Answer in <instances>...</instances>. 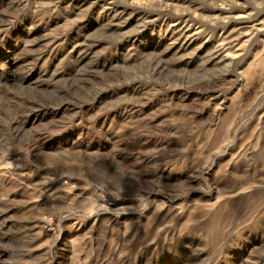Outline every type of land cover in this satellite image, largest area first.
Returning <instances> with one entry per match:
<instances>
[{
  "label": "rangeland",
  "instance_id": "374dc122",
  "mask_svg": "<svg viewBox=\"0 0 264 264\" xmlns=\"http://www.w3.org/2000/svg\"><path fill=\"white\" fill-rule=\"evenodd\" d=\"M0 264H264V0H0Z\"/></svg>",
  "mask_w": 264,
  "mask_h": 264
},
{
  "label": "bare ground",
  "instance_id": "6f19581e",
  "mask_svg": "<svg viewBox=\"0 0 264 264\" xmlns=\"http://www.w3.org/2000/svg\"><path fill=\"white\" fill-rule=\"evenodd\" d=\"M235 23H236V22H235ZM227 48H228V47H227ZM215 52H216V51H215ZM224 53H226V52H224ZM227 53H228V52H227ZM229 53H230V52H229ZM220 57H222L223 61L226 62L227 65L231 64V62L233 61V60H231L232 58H229V54H224V55H222V56H221V54H220ZM226 64H225V65H226ZM227 65H226V66H227Z\"/></svg>",
  "mask_w": 264,
  "mask_h": 264
},
{
  "label": "built area",
  "instance_id": "2783aa9c",
  "mask_svg": "<svg viewBox=\"0 0 264 264\" xmlns=\"http://www.w3.org/2000/svg\"><path fill=\"white\" fill-rule=\"evenodd\" d=\"M16 163H18V161H16Z\"/></svg>",
  "mask_w": 264,
  "mask_h": 264
}]
</instances>
